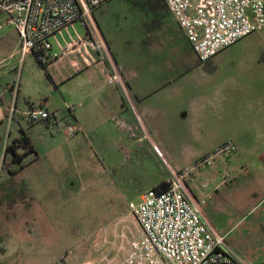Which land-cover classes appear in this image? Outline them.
I'll return each mask as SVG.
<instances>
[{
	"label": "rangeland",
	"instance_id": "obj_1",
	"mask_svg": "<svg viewBox=\"0 0 264 264\" xmlns=\"http://www.w3.org/2000/svg\"><path fill=\"white\" fill-rule=\"evenodd\" d=\"M153 9L152 0L109 1L96 12L99 25L94 16L91 24L76 23L52 39V51L25 58L21 110L28 106L25 99L35 106L46 104L57 120L52 128H45L19 117L39 159L26 160L28 167L17 175L23 182L8 184L11 175L4 170L0 174V189L12 187L13 194L23 187L26 194L25 208L14 204L0 211V229H10L9 239L4 236L0 244V264H84L108 250L103 240L113 238L119 225L139 238L140 227L131 215L130 203L138 204L142 194L169 178L175 171L173 158L184 163L189 156L187 144L200 147L180 138H170L180 139L172 143L168 138L127 130L119 114L115 118L107 114L103 100L96 107L88 103L83 92L86 84L82 85L85 78L73 81L68 74L77 66L78 57L67 56L66 50L81 42L95 46L98 40L92 39L93 33L99 39L102 33L110 37L121 50H141L135 44H121L138 42L156 25ZM6 22L7 17L0 16V123L6 122L4 105L13 98L9 88L21 57L20 36ZM263 37L264 33L249 35L201 63V80L212 93L208 95L225 104L235 96L248 100L262 117L264 129ZM81 115L83 123L78 120ZM13 130L14 135L21 134L18 124ZM261 170L235 161L229 170L233 182L229 180L211 204L213 225L220 234L227 233L229 244L248 264L264 262V184L254 182L263 174ZM211 178L201 181V188ZM208 185L198 194L213 196L216 183Z\"/></svg>",
	"mask_w": 264,
	"mask_h": 264
},
{
	"label": "built area",
	"instance_id": "obj_2",
	"mask_svg": "<svg viewBox=\"0 0 264 264\" xmlns=\"http://www.w3.org/2000/svg\"><path fill=\"white\" fill-rule=\"evenodd\" d=\"M109 1L0 0V16L7 17L6 23L16 29L21 41L20 65L10 85L14 101L7 111L4 130L0 131V172L11 143L12 124L18 117L35 124L49 122L51 128L57 120L44 104L24 113L19 111L17 100L25 58L52 51V37L76 23H93L94 11ZM163 1L200 63L209 62L223 49L249 35L264 33V0ZM97 49L104 50V44ZM110 83L122 84L115 68ZM236 151L237 145L227 141L185 169L171 171L167 190L152 189L141 195L138 204L130 203L140 237L119 225L113 238L103 240L108 250L98 252L97 257L84 264H248L229 244L227 236L220 234L205 216L203 207L212 199V194L197 199L189 186L197 173L212 167L218 159L228 160ZM228 178L225 173L221 184L228 183ZM202 189L207 190L208 184H203Z\"/></svg>",
	"mask_w": 264,
	"mask_h": 264
},
{
	"label": "crops",
	"instance_id": "obj_3",
	"mask_svg": "<svg viewBox=\"0 0 264 264\" xmlns=\"http://www.w3.org/2000/svg\"><path fill=\"white\" fill-rule=\"evenodd\" d=\"M152 4L154 9L151 11V15H153L152 18L156 21V25L147 30L138 42L132 43L125 40L121 44L125 47L135 44L142 47L141 50H121L119 44L115 45L112 39L102 32V39L93 33L92 39L98 40L95 46L91 47L86 42H81L71 51L66 52L67 56L77 55L78 57L77 66L68 74L70 78H73V81L85 78L82 85L86 84L83 92L88 103L96 107L99 99L103 100L104 110L107 114L114 116L113 118L119 114L127 130L135 132L139 130L144 137L159 136L168 138L167 142L172 143L182 139L180 141L192 142L194 145L200 146L196 149L187 144L186 150H188L189 156L183 159L184 163L181 164L180 158L172 160L175 171L185 169L198 157L213 152L227 141H233L237 145V151L228 160H216L212 167L197 173L200 174V177H197L196 174L189 183L190 189L197 199L205 196L198 194L202 191L201 181L203 182L210 175L212 178L208 179L207 183H216L214 190L211 191L213 199L203 207L205 216L212 223L214 208L211 204L228 185L227 183L225 186L221 184L225 173L229 175L228 181L233 182L229 170L235 161L241 160L243 164L252 163L262 169L263 174L259 175L260 179L254 182L264 184L262 117L256 113L253 104L246 99H239L235 96L225 104L222 100L208 95L212 93L208 92L201 80L204 75L202 65L176 18L169 12L163 0H152ZM99 8L93 14L97 24L96 12ZM57 36L52 37L51 41L53 38L56 40ZM101 43L104 44V50L97 49ZM114 68L121 76V85L109 83ZM193 73L197 74L194 78H192ZM9 91L13 98L7 105H4V113L9 110L14 101L11 87ZM21 93L22 85L17 107L24 113L35 105L24 98L28 106L24 111L21 110L19 105ZM82 117L83 115L78 119L80 123H83L80 121ZM19 119L18 117L12 124L11 141L20 137L24 132ZM28 123L48 128L45 122ZM17 124L21 130L19 136L14 135L13 130ZM5 125L6 122L0 127V131L4 130ZM170 138L180 139L173 141L169 140ZM1 143L0 139V149ZM3 170L7 171L4 168ZM7 172L9 173V171ZM17 175H11L6 180L7 183L13 185L23 182L24 180H19ZM220 175L221 177H219ZM167 181L168 178L163 182ZM11 190L12 187L0 189V211L9 210L14 204L17 207H26L23 202V198H26V194L23 193L25 188L21 187L13 194H11ZM9 230L8 226L0 229V244L4 242L5 237L9 239V236H6ZM222 235L227 236V233Z\"/></svg>",
	"mask_w": 264,
	"mask_h": 264
},
{
	"label": "trees",
	"instance_id": "obj_4",
	"mask_svg": "<svg viewBox=\"0 0 264 264\" xmlns=\"http://www.w3.org/2000/svg\"><path fill=\"white\" fill-rule=\"evenodd\" d=\"M5 113L7 115V112ZM45 123L49 127V122H45ZM2 125L3 122L0 123V127ZM0 156H1V149H0ZM32 156H35L36 160L39 159L37 149L33 144L31 137L27 133L22 132V135L20 137L11 141L6 152V158L3 168L9 171V173L13 176L17 175L18 173H20L21 171L25 170L28 167L26 160ZM13 167H15L16 169L13 170ZM168 186H169L168 182H163L154 189L157 191H165L167 190Z\"/></svg>",
	"mask_w": 264,
	"mask_h": 264
}]
</instances>
